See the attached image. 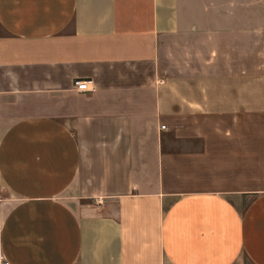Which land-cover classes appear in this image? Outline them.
I'll use <instances>...</instances> for the list:
<instances>
[{
    "label": "crops",
    "instance_id": "0c3cea01",
    "mask_svg": "<svg viewBox=\"0 0 264 264\" xmlns=\"http://www.w3.org/2000/svg\"><path fill=\"white\" fill-rule=\"evenodd\" d=\"M258 12L0 0V264H264Z\"/></svg>",
    "mask_w": 264,
    "mask_h": 264
},
{
    "label": "built area",
    "instance_id": "2783aa9c",
    "mask_svg": "<svg viewBox=\"0 0 264 264\" xmlns=\"http://www.w3.org/2000/svg\"><path fill=\"white\" fill-rule=\"evenodd\" d=\"M91 82L89 81H83V80H76L74 82V88L77 93L79 94H86L91 92L90 87ZM162 130H166V126H162ZM1 264H12L9 261H7L4 257H1Z\"/></svg>",
    "mask_w": 264,
    "mask_h": 264
},
{
    "label": "rangeland",
    "instance_id": "374dc122",
    "mask_svg": "<svg viewBox=\"0 0 264 264\" xmlns=\"http://www.w3.org/2000/svg\"><path fill=\"white\" fill-rule=\"evenodd\" d=\"M251 2H255L257 5H258V7H262V10L264 11V0H251ZM258 14H262V15H264V12H258Z\"/></svg>",
    "mask_w": 264,
    "mask_h": 264
}]
</instances>
